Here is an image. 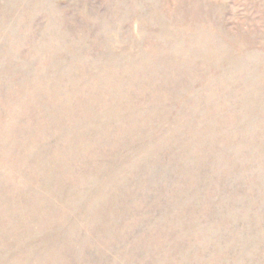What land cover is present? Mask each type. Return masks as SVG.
<instances>
[{
    "label": "rangeland",
    "instance_id": "rangeland-1",
    "mask_svg": "<svg viewBox=\"0 0 264 264\" xmlns=\"http://www.w3.org/2000/svg\"><path fill=\"white\" fill-rule=\"evenodd\" d=\"M0 264H264V0H0Z\"/></svg>",
    "mask_w": 264,
    "mask_h": 264
}]
</instances>
